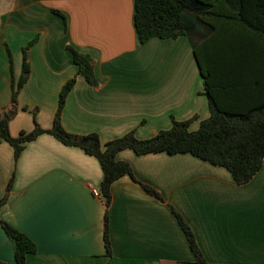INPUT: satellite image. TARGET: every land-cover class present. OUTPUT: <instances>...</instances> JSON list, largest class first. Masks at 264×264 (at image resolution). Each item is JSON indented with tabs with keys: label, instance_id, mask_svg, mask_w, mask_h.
<instances>
[{
	"label": "crops",
	"instance_id": "obj_1",
	"mask_svg": "<svg viewBox=\"0 0 264 264\" xmlns=\"http://www.w3.org/2000/svg\"><path fill=\"white\" fill-rule=\"evenodd\" d=\"M134 1L0 0V110L10 107L13 80L21 78L23 48L38 38L29 52L31 76L10 124L12 137L34 131L33 111L43 129L53 127L61 89L77 72L68 46L94 59L98 84L78 78L63 126L74 135L96 133L102 145L132 131L150 139L170 130L172 119L196 117L191 125L196 132L211 117L200 63L221 107L243 111L263 97L264 38L251 28L211 20L198 61L186 36L141 44ZM13 152L0 144V199L16 174L1 218L36 245L27 264H195L169 206L189 224L207 262L264 264V165L239 186L227 169L192 155L141 157L126 150L118 162L129 163L139 182L157 190L164 203L126 176L113 183L106 209L103 197L92 192L100 191L104 178L96 158L49 134L28 143L17 163ZM106 211L112 259L104 248ZM0 261L17 264L1 225Z\"/></svg>",
	"mask_w": 264,
	"mask_h": 264
},
{
	"label": "trees",
	"instance_id": "obj_2",
	"mask_svg": "<svg viewBox=\"0 0 264 264\" xmlns=\"http://www.w3.org/2000/svg\"><path fill=\"white\" fill-rule=\"evenodd\" d=\"M134 7V27L141 44H147L153 39L175 40L186 36L193 45L198 61V45L211 33V20L213 19L236 20L264 38V0H135ZM224 9L229 10L231 15L225 13ZM55 12L62 16L58 11ZM37 41L38 38L33 39L23 48L21 78L17 83L13 80L10 107L0 110V144L6 142L14 149L15 163L26 150L27 144L36 141L43 134L51 135L67 147L82 150L87 155L96 158L103 171L104 178L100 184V192L106 209L112 202L113 183L126 176L131 177L133 182L139 184L148 195L164 203V199L157 190L139 182L129 163L118 162L117 155L126 150H132L141 157L159 153L170 156L192 155L213 166L227 169L239 186L246 185L253 180L264 165V95L257 104L249 106L247 110L233 111L221 107L214 97L209 76L201 63L200 69L205 84L204 95L209 102L211 117L202 121L196 132L191 131V125L196 121V117L188 121L172 119L170 130H162L147 140L138 139L136 131H132L105 145H102L96 133L80 136L68 132L63 126L62 115L68 96L76 87L78 78H84L91 85L98 84L94 75V59L78 53L70 46L68 49L73 56L77 72L61 89L53 127L43 129L37 122V111H33L34 131L21 132L18 137H12L10 124L17 114L20 92L31 76L29 52ZM7 51L10 57L11 74H13V58L9 49ZM15 175V173L12 175L8 183L5 196L0 199V225L11 240L16 263L27 264L28 256L37 253L36 245L23 232L1 218V209L8 202ZM169 208L189 243L195 264H211L203 256L189 224L172 206ZM109 224V213L106 211L103 224L104 248L106 256L112 259L113 246ZM0 264L8 263L0 261Z\"/></svg>",
	"mask_w": 264,
	"mask_h": 264
},
{
	"label": "built area",
	"instance_id": "obj_3",
	"mask_svg": "<svg viewBox=\"0 0 264 264\" xmlns=\"http://www.w3.org/2000/svg\"><path fill=\"white\" fill-rule=\"evenodd\" d=\"M93 192V195L95 198H102V195H101V192L100 191H97V190H92Z\"/></svg>",
	"mask_w": 264,
	"mask_h": 264
}]
</instances>
